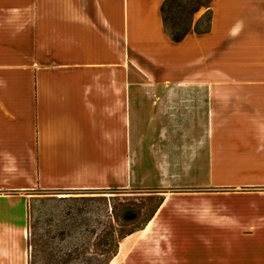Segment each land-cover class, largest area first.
<instances>
[{
  "label": "crops",
  "instance_id": "1",
  "mask_svg": "<svg viewBox=\"0 0 264 264\" xmlns=\"http://www.w3.org/2000/svg\"><path fill=\"white\" fill-rule=\"evenodd\" d=\"M163 1L0 0V264H28L30 193L132 184L161 202L109 264H264V0H211L209 30L179 41ZM197 87L218 124L185 128L189 154L152 125Z\"/></svg>",
  "mask_w": 264,
  "mask_h": 264
},
{
  "label": "rangeland",
  "instance_id": "2",
  "mask_svg": "<svg viewBox=\"0 0 264 264\" xmlns=\"http://www.w3.org/2000/svg\"><path fill=\"white\" fill-rule=\"evenodd\" d=\"M210 1L168 0L164 14L169 26L177 22L184 28L190 25L192 21L191 29L207 27L211 12ZM234 24L231 22L230 28ZM231 44H234L233 40L227 42V45ZM219 50L218 45H213L209 55L210 66L204 71V76L211 78L219 76ZM196 71L202 73L200 69H196ZM132 77L140 78L141 75L132 69ZM179 92L181 95L176 97L175 101L158 103V109L164 117L158 119V122L152 126L158 127L161 124L166 127L161 129V133L158 135L162 141L182 143L183 147L187 146L184 143L188 141L190 143L188 146L189 154H191L197 147L195 142L200 140L203 135L194 134L193 137L191 134L183 133L185 128L193 126L197 128L207 124L217 125L218 118H206V104L203 101L204 91L202 87H197L195 91L190 90L188 93L184 90H179ZM175 147L172 145V150L169 151L171 172L168 174V182L170 184L178 180L181 176V169L186 165L185 161L181 159V156L185 158L186 151L177 150ZM191 159L192 156L190 155L189 160ZM163 190V188L144 187L136 184H132L130 188L125 190L46 192L36 190L29 194L28 234L33 231L36 238H39V241L42 240L41 244L55 245L59 242L57 235L59 229L66 224H78V207L83 208L86 211L84 216L88 217L91 225L95 228L93 237L97 234L94 242L95 248L98 251L109 249L108 256H111L120 236L146 222L155 206L160 202ZM78 197H84V199ZM53 235L55 238H51ZM68 241L70 240L68 239ZM29 252L28 242V255ZM41 256L44 258L43 253L40 254V259L36 264H45ZM88 256L92 257L93 264H99L97 253L88 254Z\"/></svg>",
  "mask_w": 264,
  "mask_h": 264
},
{
  "label": "trees",
  "instance_id": "3",
  "mask_svg": "<svg viewBox=\"0 0 264 264\" xmlns=\"http://www.w3.org/2000/svg\"><path fill=\"white\" fill-rule=\"evenodd\" d=\"M167 2L168 0L163 1L161 12L164 30L172 40L179 41L188 32L203 33L209 30L211 13L209 15V24L203 29H199L198 27H194L193 29H191L192 21L190 25L184 28L181 27V25L177 22H174L172 26H169V22L164 14ZM78 198L84 199V197ZM160 202H158V204L155 206L147 220H149V218L153 215ZM85 212L86 211H84L83 208L78 207V224H66L65 226L61 227L57 234L59 237V242L55 245H51L50 243L47 244L45 243V241V244H41L42 240L39 241L40 239L36 238V234L33 231L29 232L28 242L30 252L28 255V264H36L40 259L39 256L41 253H43L44 255V258H42L41 256V259L45 264H93V262L91 261L92 257L88 256V254L92 253H97V255L99 256V264H109L110 259L116 253L118 242L116 243L115 250L111 256H108L109 249H101L98 251L95 248L96 246L94 244L97 238V234L93 237V235L95 234V228L93 227V225H91L88 217L84 216ZM146 222H144V224ZM144 224H142V226ZM140 227L141 226L123 234L122 236H120L118 241L125 235L133 232ZM47 232L49 233V231ZM51 238H55V236L53 235L51 236ZM68 239L70 241H68ZM65 242H67V244H65Z\"/></svg>",
  "mask_w": 264,
  "mask_h": 264
}]
</instances>
